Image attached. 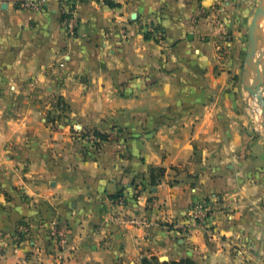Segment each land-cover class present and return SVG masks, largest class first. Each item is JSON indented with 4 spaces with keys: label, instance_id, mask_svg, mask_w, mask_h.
<instances>
[{
    "label": "crops",
    "instance_id": "crops-1",
    "mask_svg": "<svg viewBox=\"0 0 264 264\" xmlns=\"http://www.w3.org/2000/svg\"><path fill=\"white\" fill-rule=\"evenodd\" d=\"M24 1L0 0V264H264V138L244 66L253 0L86 1L74 37L57 0ZM57 101L52 130L40 113ZM75 130L108 138L85 158ZM23 219L29 242L12 249Z\"/></svg>",
    "mask_w": 264,
    "mask_h": 264
},
{
    "label": "built area",
    "instance_id": "built-area-1",
    "mask_svg": "<svg viewBox=\"0 0 264 264\" xmlns=\"http://www.w3.org/2000/svg\"><path fill=\"white\" fill-rule=\"evenodd\" d=\"M86 1L95 3L99 6H106L108 3L112 2V0H57L59 6V14L61 17V23L70 37H74L78 27H79V20H78V9L79 7ZM46 0H31V1H24L19 4V8L26 9L29 11H42L45 8ZM143 35L144 38L149 39H159L160 32L151 24H145L143 26ZM57 114L60 115V119L56 120L54 123L61 124V120L65 116L67 112V106L65 103L60 102L59 105L56 107ZM49 116L47 114L43 115V121L46 123ZM49 122V121H48ZM50 124V123H49ZM73 137L79 143L80 151L84 157H90L93 153L97 152L101 145L105 142V140L101 139L100 137H96L94 132L92 131H82V130H75L73 131ZM115 204L118 207L124 206V199L118 198L115 200ZM205 212L200 209L196 208L194 210L193 219L199 220L204 222L205 220ZM130 223L135 226L147 227L148 221L146 218L136 219L131 218L129 219ZM167 227H171L172 229L177 227V223L174 222H166Z\"/></svg>",
    "mask_w": 264,
    "mask_h": 264
},
{
    "label": "rangeland",
    "instance_id": "rangeland-1",
    "mask_svg": "<svg viewBox=\"0 0 264 264\" xmlns=\"http://www.w3.org/2000/svg\"><path fill=\"white\" fill-rule=\"evenodd\" d=\"M259 3H260V0H253V5L251 8L253 12L252 14L253 16L258 8ZM260 19H261L260 33L257 32V36H256L257 37L256 41L258 42L257 47L259 50L255 54L256 57H255L254 66H256L263 74V82L261 83L260 90L262 93V97L264 98V14L261 16ZM246 40H247L246 41L247 43L246 51H247L248 44H249L248 36L246 37ZM244 66L246 70V65ZM246 71L251 75L250 84L253 86L251 87V89H253L258 81V76L252 70H246ZM247 96H248V100H247L246 108L247 110H249L253 121L256 123L260 137L264 138L263 106L261 105L260 101L256 97H254V95H252L251 91H249ZM56 107H57V102L48 104L46 109H44L40 113V117L42 118V121H43L44 114H47L49 117H51L52 115H55L57 113ZM54 122L55 121L48 122L47 120L45 123L43 121V125L45 127H48L49 129L55 130L58 127V123H54ZM196 224H201V221L196 220ZM32 226H33L32 221L29 219H23L16 223L14 227V233L10 240L12 249H18L23 243L29 242L28 235H29V232ZM180 230L183 231L184 228H180ZM67 232H69V225L66 223H62L60 230L59 231L56 230L55 232H53V234H51V238L52 239L54 238L57 249L63 247L64 244L66 243ZM5 245L6 244L3 241H0V255L2 252H5V248H6ZM159 261L161 263H164V262H166L167 264L171 263L166 256L160 257ZM188 261L190 262L188 264H200L198 261H191V260H188Z\"/></svg>",
    "mask_w": 264,
    "mask_h": 264
},
{
    "label": "water",
    "instance_id": "water-1",
    "mask_svg": "<svg viewBox=\"0 0 264 264\" xmlns=\"http://www.w3.org/2000/svg\"><path fill=\"white\" fill-rule=\"evenodd\" d=\"M264 14V0H260V3L258 5V8L256 12L254 13L252 23H251V28H250V33H249V44H248V49L245 55L244 63L246 65V70H252L257 76H258V81L256 85L254 86L253 89H250L252 95L256 97L261 105L263 106V114H264V98L262 97V93L260 90L261 83L263 82V74L262 72L254 66L253 62V57L256 54V52L259 50L257 47V32L260 33L259 30V21L261 16Z\"/></svg>",
    "mask_w": 264,
    "mask_h": 264
},
{
    "label": "trees",
    "instance_id": "trees-1",
    "mask_svg": "<svg viewBox=\"0 0 264 264\" xmlns=\"http://www.w3.org/2000/svg\"><path fill=\"white\" fill-rule=\"evenodd\" d=\"M111 3H108V6H111ZM61 101H57V105L60 104ZM60 119V115H58L57 113L55 115H52L51 117L48 118V121H56ZM96 137H100L101 139L107 141L108 135H104L101 134L99 132H94ZM91 156V155H90ZM86 158V157H85ZM165 170L161 169V168H157V169H152L150 171V179H151V185L154 186L157 184V182L159 181V179L164 175ZM118 198H122L121 194L118 193L113 200H116ZM190 263L188 260H182L180 262H171L170 264H188ZM138 264H160L157 260V258L155 257H151L150 259L147 258H143L140 263ZM162 264H167V263H162Z\"/></svg>",
    "mask_w": 264,
    "mask_h": 264
}]
</instances>
